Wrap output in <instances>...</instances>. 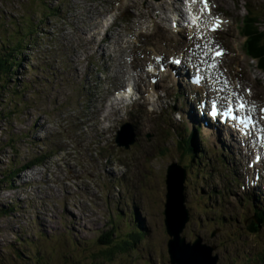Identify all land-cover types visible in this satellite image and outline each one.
Listing matches in <instances>:
<instances>
[{
	"label": "rangeland",
	"instance_id": "rangeland-1",
	"mask_svg": "<svg viewBox=\"0 0 264 264\" xmlns=\"http://www.w3.org/2000/svg\"><path fill=\"white\" fill-rule=\"evenodd\" d=\"M164 1L172 3L0 0V51L12 48L20 60L16 73L0 80V177L5 173L6 178L0 184V264H178L169 253L166 226V174L174 161L188 167L191 216L181 233L184 239L201 238L208 248L200 249L213 252L216 264H264V222L249 230L255 213L264 212V197L257 205L261 208L253 209L251 191L243 192V173L254 155L246 154V160L236 144L221 149L205 131L193 130L201 154L192 163V154L179 141L187 136L181 106L194 97L192 101H203L213 82L202 95L205 84L199 89L180 79L174 86L161 70L162 64L167 69L180 57L191 67L190 74L204 73L206 67L199 64L212 59L208 55L200 63L193 52L212 56L215 48H224L227 70L220 62L218 68L246 96L255 92L253 101L259 109L263 106L264 116V92L255 86L264 70L246 51L248 37L241 30L249 9L264 29V0H210L226 17L199 20L204 9L197 4L198 14L191 17L195 25L176 11L159 10ZM182 2L174 0L184 10ZM100 11L108 13L107 20ZM97 16L103 31L109 26L124 33L122 47L109 39L101 43L105 56L97 48L102 32L93 37L99 30L93 24ZM218 19H224L220 30L208 34ZM138 61L143 70H133ZM206 78L211 80L208 74ZM135 79L134 97L143 95L147 85L154 95L127 108L115 105L111 81L125 85ZM172 115L179 123L174 127ZM126 121L137 132L128 146L116 142ZM44 154L48 158L42 164L19 171ZM235 161L240 163L237 174L228 167ZM176 173L184 175L183 170ZM111 230L117 245L113 252L101 242Z\"/></svg>",
	"mask_w": 264,
	"mask_h": 264
},
{
	"label": "bare ground",
	"instance_id": "bare-ground-1",
	"mask_svg": "<svg viewBox=\"0 0 264 264\" xmlns=\"http://www.w3.org/2000/svg\"><path fill=\"white\" fill-rule=\"evenodd\" d=\"M170 1L172 3H169V4H168V2L164 1L166 6L162 5L163 3L161 2L160 6L158 7V9L159 10H163L165 13H167L169 11H176L178 16L182 20L187 21L186 20L187 16H186V13L184 12V10H182V6L178 7V6H176L174 4V0H170ZM175 1H178V0H175ZM209 2H210V0H207L206 4H208ZM177 3H179V2H177ZM182 3L185 4V1H183ZM151 4L152 3H150V5ZM209 4H211V3H209ZM167 5H170L171 7H169ZM196 8H197V6H196ZM99 16H104V17H106V20H107L108 13L105 15L103 11H100ZM99 16L93 18V20L96 21V22L93 23L95 25L94 28L99 29L97 32H95L93 37H95L96 34L102 32V38L98 39V40H100V43L97 44V48H99L101 46V43L104 42L106 39L111 40V42H113L115 45H120V41H122L124 39V33H122V30L120 29L117 32L116 31H112V30H110V28L108 26L107 28H104L106 30L103 31L102 30L103 29L102 23L99 20ZM115 21H116V19H115ZM114 23L115 22L112 21L110 23V25H112ZM108 30H109V32H108ZM87 34L88 33H85V35H87ZM125 42H127V41H125ZM96 43H98V42H96ZM100 55L101 56H105L106 55L104 48L102 49V46H101ZM193 55H195V57L198 59V61L202 60V59H207V60L210 59L208 55H206L203 58L200 57V55L198 54V50L194 51ZM208 63L209 62H207V61H203V64H208ZM218 63L215 64L214 67L210 70V74H211V76L214 79V81H212L213 83H212V85L210 87V90H211L210 93L216 94L219 97L218 101L222 103V102H226L224 99H225V97L227 96V94L229 92L228 89H227L228 86H229V89L232 90V92L235 94V96L243 94V92L241 90H239L238 87L235 85V83L232 82L231 80H229L228 77H226V78L224 77L223 71L220 68H218V67H220ZM169 66L170 65L167 64L168 68H169ZM134 69L136 71L139 70V69L143 70V68L141 67V63L139 61L137 62V65L135 67H133V70ZM167 69L164 66V64H162L161 70L162 71H167ZM188 70H190V69L187 68V65H183V67H179V68H170V70L167 71V73L163 72L162 76L164 77L166 75V77H164V78L170 80L173 83L174 86H175V84L180 85V79L181 78L180 77H176L175 72L178 71V73L181 74L182 72H185V71H188ZM218 73L221 74L220 78L217 77ZM260 77L257 76V81L255 82V86H261V89H263V92H264V78L263 77L260 78ZM146 79H145L144 82L147 81ZM153 81L157 83L158 78L154 77ZM135 86H138L136 79H135ZM152 91L153 90L151 89V86L147 85L146 86V90L143 91V95L141 94L140 97L145 99V101H147V100H149V98L147 99V97H150L151 95H154V93L156 92V91H153V93H152ZM139 93H141V92H139ZM254 96H255V92L251 96H247V97L253 101V97ZM159 99H161L160 96H159ZM197 101H199V102H197ZM122 102H123V100L114 102V104L115 105L117 104V106H118V104L122 103ZM201 103H202L201 98H199V99H197L195 101H192V102L189 101L188 104L185 103V106L183 108V119H185L186 125L188 126L189 129H192V128L196 127L202 120L203 112H202V109L198 108V106H200ZM111 105L114 108V105L113 104H111ZM248 105H250V104H248ZM170 121H171L170 122L171 125H173V126H176L177 124H179L178 121H175L173 119V115H172V117H170ZM261 128H262V131H264V123H262ZM209 133H210L211 139H213V142L215 144H219L220 146H225L227 148L230 147L231 145H233V143H235L237 141L239 142V145H240V143L243 141V140L240 141V137H238V136H237V140H236V137L232 134V132H230V130H228L226 128V126L224 124H222V123H218L216 128L213 129V130H210ZM247 148L248 149H247V153L246 154H248V153L252 154L253 153V149L251 147V144H248ZM263 162H264V160H263ZM230 166H231L232 169H234L236 171L240 170V167H239L240 163H238V161L230 163ZM178 171H182V170L180 168H178L177 166H172L170 171H168V176H167V185H168L167 201H168V203H166V226H167V229L169 227L168 230H170V231L172 230L171 233L174 234V235L176 234L175 232L177 231V229L180 226L181 222L184 220V212H183L181 206L178 205V207H179L178 211L176 209V194L180 193V190L182 188V179H183V176H184L183 173L177 174L176 172H178ZM249 173H250L249 170H247L246 173H243V175L246 174V182H247L246 183L247 186L245 188V192L251 191L249 193H253V195L255 197V202L260 204V199H261L260 197L261 196L264 197V186L262 185V181L263 180H262L261 176H259L258 178H255V176H254L252 178V177H250ZM179 201H180V195H179ZM260 216L261 215H259V217ZM179 244H180V246L182 245L180 241H179ZM181 249H184V247L181 246ZM178 253H180V252H178ZM181 253L184 254L185 252L181 250ZM205 254H207V255H205ZM187 261H188L189 264H214V262H215V260L211 256H208V253H207L206 250L205 251L203 250L201 252V254L200 253H198L196 255L194 254V256H190L189 255Z\"/></svg>",
	"mask_w": 264,
	"mask_h": 264
},
{
	"label": "trees",
	"instance_id": "trees-1",
	"mask_svg": "<svg viewBox=\"0 0 264 264\" xmlns=\"http://www.w3.org/2000/svg\"><path fill=\"white\" fill-rule=\"evenodd\" d=\"M253 13L254 12L249 9L248 14L245 16L244 26L242 28L243 34H245V36L248 37V39L245 41V49L249 54L256 57V59L259 62L260 68L264 70V42L261 41L262 39H264V29H261L260 19L258 18V16H256L257 18L253 17ZM262 23L264 24V19H263ZM2 49L0 51V80H1L3 75H5V77H6L8 75L15 74L17 67H18V63L20 61V60H17V58L14 57L13 54L11 53V51L13 50L12 48H8V49L2 48ZM13 64H14V66H13ZM180 143H181V146L184 148L186 153H190V151L195 148L194 147L195 145L191 140L187 141V142H180ZM47 158H48V156H45V154H44V156L38 155L37 158L25 163L21 167V170H19V171H25V170H27V169L35 166V165L42 164L45 161V159H47ZM194 159H195V156L192 155V157H191L192 163H193ZM193 168H195L194 165H193ZM19 171H17V173ZM5 179H6L5 173H3V176L0 177V184L2 182H4ZM7 209L10 210L11 207L8 206ZM258 215H261L260 218L262 217L261 213H259ZM114 234H115V232L111 230V231H108L107 233L102 234V236H101V238L103 240V241L101 240V242L105 243V245L112 252L114 250L113 248L117 247V245L113 244V235ZM107 236H108V239L104 240L103 238H105ZM137 237L138 236H135V239H137ZM112 244H113V246H112Z\"/></svg>",
	"mask_w": 264,
	"mask_h": 264
},
{
	"label": "water",
	"instance_id": "water-1",
	"mask_svg": "<svg viewBox=\"0 0 264 264\" xmlns=\"http://www.w3.org/2000/svg\"><path fill=\"white\" fill-rule=\"evenodd\" d=\"M135 140H136V132L134 131L133 125L129 122L125 123L122 126V130L118 131L116 141L119 144H123V145L128 146V145L132 144L133 142H135ZM172 166H177L184 171V176L182 179V188H181V192H180V202L178 203L184 212V220L182 221V223L178 227L177 231L175 232L176 233L175 235L171 233L172 230L171 231L168 230L169 227L167 229L170 236H171V238L168 242L169 253H170V256L172 258L173 263L177 262L178 264H189L187 261L189 255L194 256V254L195 255L198 253L201 254V252L203 250L205 251L206 247L208 248V246H206L203 243L201 238L196 239L194 242H189L186 239H184V237L181 234L184 227H185V224L187 223V221L189 220V217H190V211L186 205V194H185V185H184L185 175H186L185 171L186 170L181 165L179 166L177 163H172L169 165L168 171H170ZM168 171H167V176H168ZM177 174H179V173H177ZM167 203H168V201H167ZM179 241L181 242V244H182L181 246L184 247V249H181ZM203 246H205V247H203ZM200 247L205 248V249H200ZM186 248H189V249H186ZM181 250L184 251L185 253L182 254ZM178 252H180V253H178ZM207 253H208V256H211L212 258L217 259L216 256L215 257L213 256V254H212L213 252L210 253L208 251ZM214 264H216V261L214 262Z\"/></svg>",
	"mask_w": 264,
	"mask_h": 264
}]
</instances>
